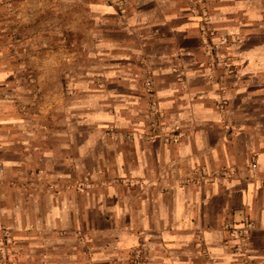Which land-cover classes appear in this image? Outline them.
<instances>
[{"label": "crops", "instance_id": "crops-1", "mask_svg": "<svg viewBox=\"0 0 264 264\" xmlns=\"http://www.w3.org/2000/svg\"><path fill=\"white\" fill-rule=\"evenodd\" d=\"M0 264H264V0H0Z\"/></svg>", "mask_w": 264, "mask_h": 264}, {"label": "built area", "instance_id": "built-area-1", "mask_svg": "<svg viewBox=\"0 0 264 264\" xmlns=\"http://www.w3.org/2000/svg\"><path fill=\"white\" fill-rule=\"evenodd\" d=\"M0 170L2 171V169L0 168Z\"/></svg>", "mask_w": 264, "mask_h": 264}]
</instances>
